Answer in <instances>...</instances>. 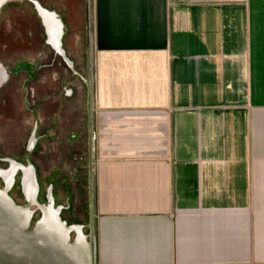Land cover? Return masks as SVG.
Masks as SVG:
<instances>
[{
  "label": "crops",
  "instance_id": "obj_1",
  "mask_svg": "<svg viewBox=\"0 0 264 264\" xmlns=\"http://www.w3.org/2000/svg\"><path fill=\"white\" fill-rule=\"evenodd\" d=\"M87 19L89 103L39 112L40 145L67 125L86 155L69 177L28 163L39 226L50 209L85 240L64 207H88L89 264H264V0H91Z\"/></svg>",
  "mask_w": 264,
  "mask_h": 264
},
{
  "label": "rangeland",
  "instance_id": "obj_2",
  "mask_svg": "<svg viewBox=\"0 0 264 264\" xmlns=\"http://www.w3.org/2000/svg\"><path fill=\"white\" fill-rule=\"evenodd\" d=\"M38 6L61 22L58 44L50 40ZM90 13L91 0H6L0 7V171L9 170L11 161L32 166L40 161L43 167L49 161L50 166L43 172L56 168L60 175L69 177L77 161L85 158V147L72 141V133L65 130L67 125L49 133L48 147L44 143L40 145L39 112L57 111L67 120L83 103H89L93 55L92 28L87 19ZM22 179L18 174L7 196L18 209L30 211L26 231L33 233L39 228L42 211L37 206L24 207L27 201L21 190ZM6 185L0 177V190H5ZM64 208V214L75 219L74 224H83L84 241L92 242L94 227L90 222V209ZM2 232L4 228L0 223V264L24 262L22 255L37 257L28 247L7 246ZM45 233L42 228L38 230L35 240L43 238ZM78 235L77 231L71 233L70 238L68 235L67 244H76ZM81 255V262L89 264L87 252ZM75 259L72 264H80L78 256ZM43 261L47 260L40 259V264ZM49 264L56 263L49 261Z\"/></svg>",
  "mask_w": 264,
  "mask_h": 264
},
{
  "label": "bare ground",
  "instance_id": "obj_3",
  "mask_svg": "<svg viewBox=\"0 0 264 264\" xmlns=\"http://www.w3.org/2000/svg\"><path fill=\"white\" fill-rule=\"evenodd\" d=\"M58 27L59 40L62 28L60 22L58 23ZM29 170L32 174L33 182L35 183L33 168L30 167ZM14 175L15 172L13 170H10L6 175V183L8 185V189L13 184ZM1 176L2 174H0V177ZM0 194L5 195V190H0ZM35 198L36 196L33 195L30 202L35 203ZM43 211L45 214L44 224L48 223L49 227L47 228L48 230L46 231V233L43 235V238H41L40 240H35L34 236H36V233L38 232V230H40L41 227H37V229L33 233H28L26 231L28 227V222L31 218L30 211H28L27 208H22L17 209L15 212L11 208L2 205V202L0 201V223L3 224L4 232H2V235L4 236L3 239L8 241L7 246H14L19 248L28 247V250H31V252L35 251V256H37L30 257L27 255H22L24 262L22 261L19 264H40V259L42 258L47 260L45 261L47 263L43 261V264H49V261L56 264L57 262L61 261L60 264H62L63 260H67L66 264H72V262L77 256L79 258L80 264H84L81 262V259L83 257L81 253L83 251L88 252L89 249L87 248L88 246L83 242L84 238L81 235L80 229L76 228L71 230L65 228L62 223L58 221L57 213L52 212L50 209L47 210L45 208H43ZM74 230L79 233L78 242L74 245H68V235ZM50 252H52L53 254H50ZM49 258L52 259L49 260Z\"/></svg>",
  "mask_w": 264,
  "mask_h": 264
},
{
  "label": "flooded vegetation",
  "instance_id": "obj_4",
  "mask_svg": "<svg viewBox=\"0 0 264 264\" xmlns=\"http://www.w3.org/2000/svg\"><path fill=\"white\" fill-rule=\"evenodd\" d=\"M6 0H0V7L4 4ZM39 7V13L41 15V18L43 20L44 26L48 32L49 38L50 40L53 42H56V44H58V33H59V27H58V23L60 22L57 17L55 15L50 14L49 12L45 11V9ZM61 24V22H60ZM17 165L14 164L13 166V171L16 172L17 169ZM11 170V171H12ZM10 171V170H9ZM9 171H0V174H2V178L5 179V181L7 180L6 175L8 174ZM25 189H26V193L27 196L29 198V200H31L32 196L35 195L36 196V185L33 182L32 179V174L29 170V168L25 169Z\"/></svg>",
  "mask_w": 264,
  "mask_h": 264
},
{
  "label": "trees",
  "instance_id": "obj_5",
  "mask_svg": "<svg viewBox=\"0 0 264 264\" xmlns=\"http://www.w3.org/2000/svg\"><path fill=\"white\" fill-rule=\"evenodd\" d=\"M14 164L15 165H17V166H19V167H17V169H16V172H15V175H14V180H13V184H14V182H16V179H17V176H18V174H21V176H24L25 175V169L26 168H30L31 167V165H22V164H17V163H13L12 161L10 162V165H11V167H10V169L9 170H12L13 169V166H14ZM9 170H7V171H9ZM3 180H4V183H5V185L7 184L6 183V181H5V179L3 178ZM11 188H12V186L8 189V185H6V187H5V193L6 194H8L10 191H11ZM4 190V189H3ZM32 203H30V205H31ZM34 204V203H33ZM30 205H27L26 207H29Z\"/></svg>",
  "mask_w": 264,
  "mask_h": 264
},
{
  "label": "water",
  "instance_id": "obj_6",
  "mask_svg": "<svg viewBox=\"0 0 264 264\" xmlns=\"http://www.w3.org/2000/svg\"><path fill=\"white\" fill-rule=\"evenodd\" d=\"M0 199L2 200L1 202L3 203V205L5 207H9L11 208L13 211L16 212V210L18 209L14 203L8 198L7 194L5 193V195L0 194Z\"/></svg>",
  "mask_w": 264,
  "mask_h": 264
}]
</instances>
